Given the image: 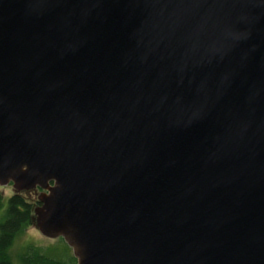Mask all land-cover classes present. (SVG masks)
Listing matches in <instances>:
<instances>
[{
	"label": "water",
	"instance_id": "1",
	"mask_svg": "<svg viewBox=\"0 0 264 264\" xmlns=\"http://www.w3.org/2000/svg\"><path fill=\"white\" fill-rule=\"evenodd\" d=\"M10 181L78 264H264V0H0Z\"/></svg>",
	"mask_w": 264,
	"mask_h": 264
},
{
	"label": "trees",
	"instance_id": "2",
	"mask_svg": "<svg viewBox=\"0 0 264 264\" xmlns=\"http://www.w3.org/2000/svg\"><path fill=\"white\" fill-rule=\"evenodd\" d=\"M33 224V204L21 194L5 200L0 193V264H14L11 248L18 236ZM22 264H78L71 245L65 242L46 250L27 246L21 255Z\"/></svg>",
	"mask_w": 264,
	"mask_h": 264
},
{
	"label": "rangeland",
	"instance_id": "3",
	"mask_svg": "<svg viewBox=\"0 0 264 264\" xmlns=\"http://www.w3.org/2000/svg\"><path fill=\"white\" fill-rule=\"evenodd\" d=\"M0 193L3 194L5 200L14 194H21L27 201L33 204V224L15 240L11 248V256L14 264H22L21 255L26 251L27 246L39 247L44 250L54 247L61 242L68 243L76 252L73 240L69 235L64 234H49L45 232L38 223V214L36 208L42 205V198L48 193L47 190L40 187L30 189H19L15 186L14 181L7 184L0 183ZM76 254V253H75Z\"/></svg>",
	"mask_w": 264,
	"mask_h": 264
},
{
	"label": "bare ground",
	"instance_id": "4",
	"mask_svg": "<svg viewBox=\"0 0 264 264\" xmlns=\"http://www.w3.org/2000/svg\"><path fill=\"white\" fill-rule=\"evenodd\" d=\"M38 187H40V186H38ZM43 189V188H42ZM45 190H47V189H45ZM48 191V194H50V191L49 190H47Z\"/></svg>",
	"mask_w": 264,
	"mask_h": 264
}]
</instances>
